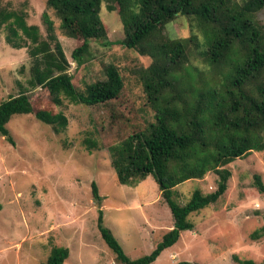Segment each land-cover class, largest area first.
I'll return each mask as SVG.
<instances>
[{
    "label": "trees",
    "instance_id": "1",
    "mask_svg": "<svg viewBox=\"0 0 264 264\" xmlns=\"http://www.w3.org/2000/svg\"><path fill=\"white\" fill-rule=\"evenodd\" d=\"M104 2L123 24L124 36L116 41L109 39V26L100 15ZM47 4L59 16L64 33L81 38L72 51L78 65L92 58L93 39L152 58L149 66L134 70L144 86L145 105L152 109L151 120L141 127L129 119L128 134L108 149L119 183L136 186L152 175L171 210L173 226L150 253L131 258L105 225L101 208L98 216L99 231L118 263L152 264L178 242L183 231L194 228L192 212L215 203L226 192L232 175L226 165L264 150V24L258 19L264 0H47ZM179 14L194 17L203 37H170L166 26ZM43 20L46 37L37 24L27 22L25 12L0 6V29L7 27V42L14 48L28 47L32 57L30 86L48 89L56 105L67 98L88 106L98 123L103 105L122 99L121 70L112 62L106 64L104 79L79 89L68 72L71 63L55 23L47 12ZM193 52L202 63L193 60ZM31 113L57 133L68 126L64 112L35 110L31 97L21 92L0 103V134L14 144L8 122L15 114ZM83 144L90 152L102 148L92 136L85 137ZM210 171L218 175L214 191L196 188L186 204L175 199L176 186ZM255 184L264 194L260 174L255 175ZM92 194L100 205L104 196L95 181ZM263 236L264 225L251 234L253 239ZM69 254L68 247L55 245L45 264H64ZM233 258L237 264H257L253 259Z\"/></svg>",
    "mask_w": 264,
    "mask_h": 264
},
{
    "label": "rangeland",
    "instance_id": "2",
    "mask_svg": "<svg viewBox=\"0 0 264 264\" xmlns=\"http://www.w3.org/2000/svg\"><path fill=\"white\" fill-rule=\"evenodd\" d=\"M0 6L25 12L27 22L37 24L44 37L48 32L43 13L50 15L71 63L68 72L79 89L104 79L105 65L111 62L119 67L125 82L122 99L104 104L97 123L88 106L67 98L56 105L48 89L30 86L33 61L28 47H12L6 40L7 27L0 29V103L26 92L35 110L62 111L69 121L57 133L34 113L15 114L7 124L15 143L0 134V264H45L55 245L70 250L64 264H120L99 231L100 208L105 225L131 258L150 253L173 226L171 210L152 175L136 186L118 182L108 146L128 134L129 119L141 127L151 120L152 109L145 105L144 86L134 70L149 66L152 58L93 39L92 58L78 65L72 51L82 40L64 33L47 0H0ZM100 15L109 26V39H121L123 24L117 12L108 10L104 2ZM258 19L264 24V9ZM165 32L173 38L203 37L194 17L184 14L168 23ZM193 55L194 61L202 63L198 53ZM88 136L102 148L87 150L83 140ZM226 167L232 173L226 192L215 203L192 212L189 219L194 228L183 231L178 242L152 264L181 260L237 264L234 255L264 264V236L251 237L264 225V194L255 184L256 174L264 180V150L236 158ZM93 181L104 196L100 205L93 198ZM217 185L218 175L210 171L176 186L175 199L186 204L196 188L208 193Z\"/></svg>",
    "mask_w": 264,
    "mask_h": 264
}]
</instances>
